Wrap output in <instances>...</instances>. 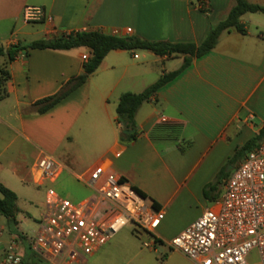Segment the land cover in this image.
I'll use <instances>...</instances> for the list:
<instances>
[{
    "label": "crops",
    "instance_id": "0c3cea01",
    "mask_svg": "<svg viewBox=\"0 0 264 264\" xmlns=\"http://www.w3.org/2000/svg\"><path fill=\"white\" fill-rule=\"evenodd\" d=\"M247 1L264 7V0ZM29 6L43 8L52 20L27 23ZM234 6L235 0H0V46L8 50L92 31L201 45ZM251 14L259 13L241 19L245 35L225 31L213 51L194 59L142 106L136 116L139 137L130 143L120 139L121 96L141 94L178 71L184 56L112 51L83 86L40 113L34 104L82 75L83 56L91 53L86 48L22 51L8 66L9 96L0 102V182L14 193L18 182L43 189L38 219L43 220L48 189L79 204L93 196L86 181L104 165L162 209L165 218L155 233L156 250L144 248L148 236L130 224L83 264H194L169 243L218 208L226 181L251 151L235 159L236 152L264 130V21ZM6 64L7 57H0V68ZM44 157L53 158L60 172L37 183L36 167ZM18 202L19 197L13 219L0 218V242L9 238L0 264L11 247L23 264H49L33 253L21 231Z\"/></svg>",
    "mask_w": 264,
    "mask_h": 264
},
{
    "label": "built area",
    "instance_id": "2783aa9c",
    "mask_svg": "<svg viewBox=\"0 0 264 264\" xmlns=\"http://www.w3.org/2000/svg\"><path fill=\"white\" fill-rule=\"evenodd\" d=\"M27 23L52 20L41 7H26ZM127 34L132 29L126 30ZM119 36V31L112 32ZM89 60L88 55L83 56ZM166 122V119L162 120ZM57 162L50 157L38 161L35 178L53 180L59 175ZM86 184L93 196L79 204L47 190V214L31 244V249L49 264H83L128 225L137 226L151 241L143 247L156 250L155 233L165 218L147 198L140 195L121 177L97 167ZM194 264H252L257 252L264 264V139L232 172L225 183V192L217 209L207 210L170 243ZM2 264H23L11 247Z\"/></svg>",
    "mask_w": 264,
    "mask_h": 264
},
{
    "label": "trees",
    "instance_id": "16d2710c",
    "mask_svg": "<svg viewBox=\"0 0 264 264\" xmlns=\"http://www.w3.org/2000/svg\"><path fill=\"white\" fill-rule=\"evenodd\" d=\"M201 9L202 11H208L205 7H202ZM249 13H261L264 15V7L251 4L247 0H235V6L231 9L227 18L211 29L201 45L190 43L172 44L166 42H150L138 37L123 38L99 31H92L62 34L50 40L45 39L33 42L27 46H12L8 49V55L5 54V48L0 46V57H7L6 66L0 68V102L4 101L9 96L7 85L11 81L12 76L8 66L10 63L18 59L22 51H70L79 48H86L91 53L89 60L84 64V73L82 75L72 78L62 87L58 94L40 100L34 104V108H37L40 113H45L83 86L87 79L98 70L106 56L112 51L124 50L136 52L140 50L150 51L161 57L184 56V63L178 71L165 74L156 84L152 85L141 94L126 93L121 96L117 108V122L121 126L122 131H133V133L130 135H124L122 133L120 139L123 143L135 142L139 137L136 116L142 106L145 103L152 101L161 89L169 85L187 70L194 59H200L213 51L217 47L220 37L225 31L236 29L239 33L245 35L247 30L241 19L244 15ZM263 139L264 130L257 138L250 141L244 148L238 150L235 154V159L252 151L254 147H256L257 142ZM136 191L146 198V196L139 190ZM17 201L18 197L16 193L0 182V218L5 217L9 220L13 219L17 212ZM155 207L158 208L157 206Z\"/></svg>",
    "mask_w": 264,
    "mask_h": 264
},
{
    "label": "rangeland",
    "instance_id": "374dc122",
    "mask_svg": "<svg viewBox=\"0 0 264 264\" xmlns=\"http://www.w3.org/2000/svg\"><path fill=\"white\" fill-rule=\"evenodd\" d=\"M251 16H256V18L264 21L263 14H251ZM137 53L141 54L142 51L139 50ZM10 186H13V184H10ZM13 188L16 190L15 193H17L19 197V217L23 221L21 231L24 232V235L27 237L31 245L40 229L41 222L43 221L42 219H38H40V211L42 210V203L44 202V190L39 189L33 183L22 184L19 182L17 186H13ZM223 193L224 192L222 191L221 195H223ZM146 240L151 241L152 239L148 237ZM7 241H9V238L5 237L0 242V257L5 250V243ZM250 262L252 264H259V256L257 252L251 256Z\"/></svg>",
    "mask_w": 264,
    "mask_h": 264
},
{
    "label": "water",
    "instance_id": "95a60500",
    "mask_svg": "<svg viewBox=\"0 0 264 264\" xmlns=\"http://www.w3.org/2000/svg\"><path fill=\"white\" fill-rule=\"evenodd\" d=\"M5 54L8 55V50L5 49ZM131 133H133V131H123L124 135H130Z\"/></svg>",
    "mask_w": 264,
    "mask_h": 264
}]
</instances>
